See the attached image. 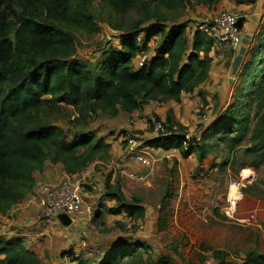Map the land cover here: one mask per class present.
I'll return each instance as SVG.
<instances>
[{"label": "trees", "instance_id": "obj_1", "mask_svg": "<svg viewBox=\"0 0 264 264\" xmlns=\"http://www.w3.org/2000/svg\"><path fill=\"white\" fill-rule=\"evenodd\" d=\"M26 1L32 0H0L2 214L33 191L34 173L42 171L46 161L61 164L69 174H77L91 163L109 157L111 145L90 129L73 132L41 121L33 125L44 104L53 111L62 103L71 104L82 116L96 110L116 116L120 111L143 110L152 101L180 102L184 94L196 92L207 80L213 63L211 51L215 48L213 38L198 30H192L188 44V23L170 20L167 12L181 14L188 6H210L219 0H99L117 13L140 9L141 22L146 25L120 33L103 49L100 59L91 64L76 57L74 32H96L91 6L97 0H33L45 9L44 22L17 10ZM13 30L17 46L9 37ZM157 33L161 37L154 40L155 47L149 52ZM144 54L147 58L140 64ZM242 73L243 82L234 89L232 101L227 104L225 100V104L216 107L198 137L188 138L181 124L156 115L150 119L151 124L154 127V121H162L166 131L144 139L143 145L179 149L183 157L197 154L198 160L203 161L215 152L213 143L223 144L227 156L219 166L234 168L239 163L244 169L264 164V23ZM202 102L203 106L208 105L205 97ZM76 122L81 123V119ZM105 195L117 200L109 213L125 212L132 220L145 216L142 201L128 200L119 181L108 184ZM146 246L147 242L126 237L113 244L100 263L116 264L124 257L132 263H172L168 256L145 259L140 249ZM215 255L219 257V252ZM73 260L87 264L75 256ZM0 264H41V260L20 238L0 237ZM241 264H264V253L249 249Z\"/></svg>", "mask_w": 264, "mask_h": 264}, {"label": "rangeland", "instance_id": "obj_2", "mask_svg": "<svg viewBox=\"0 0 264 264\" xmlns=\"http://www.w3.org/2000/svg\"><path fill=\"white\" fill-rule=\"evenodd\" d=\"M254 2L256 0H235L237 5L228 8L216 5L211 8L208 15H203L201 6L194 8L188 6L181 14L176 11L167 14L172 21L188 23L190 28L187 40L190 44L193 29L190 22L210 19L220 10L233 11L241 20L242 15L252 14V11L239 5ZM17 10L26 11L38 22H44L46 19L45 9L33 0L24 2ZM91 10L96 32L89 33L85 30L74 32L76 57L90 64L100 59L103 49L113 43L115 37L119 38L120 33L131 32L135 27L140 29L146 25L141 22L143 14L140 9L117 13L106 2L97 0L93 2ZM258 12L264 15V0L260 1ZM263 23L264 21L257 28L259 31L254 35L252 46L262 32ZM243 24L244 20L241 21V30ZM9 37L17 46L14 30ZM160 37L161 34L157 33L151 40L149 52L155 47L154 40ZM222 61L215 65L216 71L221 72L218 67ZM228 66L225 64L222 68L228 72ZM221 76L217 84L223 85L220 87L221 90L215 88L217 85L212 83L207 88L206 84L199 89L196 96L185 95L183 103L168 107L174 117L185 114L186 120L174 121L183 126L181 130L187 133L188 138L200 135L204 125L214 116V110L219 104L221 106L225 100L232 101L231 90L227 85L228 76L231 77L233 90L241 85L244 79L228 73L226 77ZM202 93L205 96L202 95L201 98L205 97L210 103L208 106L201 104L199 95ZM155 105L159 106L157 103ZM77 118L81 119V123L76 122ZM37 121L58 125L73 132L90 129L98 131L97 136L113 130L110 138L115 141L109 163L106 165L104 164L106 162L96 163L93 166L95 173L90 172L91 178L86 175V171L72 176L80 184L84 199V213L77 218L74 225L64 226L54 218L48 219L45 223L40 222L42 206L35 198L33 203H29L31 197L35 195V189L44 182L39 178V173H36L39 180L35 183L33 191L14 205L7 214L0 213V237L9 239L20 237L27 247L36 251L41 264H79V261L73 260V256L87 264H102L100 262L105 252L116 242L125 241L126 237L147 242V246L140 249L145 259L148 256L153 259L168 256L171 264H241L245 252L249 249L264 253V164L258 168L244 169L240 168L239 163L234 168L219 166L225 162L227 152L223 144L213 143L215 152L209 154L203 161L198 160L197 154L179 161L177 155L156 156L153 152L157 160L150 170L136 159L143 140L159 134L154 130L149 116L139 113L127 115L124 112L112 116L101 110L82 116L75 106L62 103L55 111L51 110L48 104H44L38 120L32 124L36 125ZM126 130L130 132L127 133ZM67 137L71 139L68 134ZM129 138L136 140L132 147L129 145ZM46 164L51 163L48 161ZM55 170L56 175L62 174L61 170ZM107 174H112L111 182L120 176L123 180L124 194L138 196L143 201L147 210L145 219L126 221V215L108 212L107 208L111 206V201L103 199L100 195L103 193L104 177ZM132 174L146 175V181L134 179ZM235 179H242L243 193L235 214L241 217L255 214V219L251 222H240L224 212L228 205L230 184ZM215 252H219V257ZM116 264L146 263L139 261L132 263L124 257L123 261Z\"/></svg>", "mask_w": 264, "mask_h": 264}, {"label": "built area", "instance_id": "obj_3", "mask_svg": "<svg viewBox=\"0 0 264 264\" xmlns=\"http://www.w3.org/2000/svg\"><path fill=\"white\" fill-rule=\"evenodd\" d=\"M239 20L235 12L220 10L212 18L190 22V25L193 27V30H198L212 37L215 47L227 45L229 49L237 50L241 37ZM146 58L147 54L141 56L139 63L143 64ZM154 130L158 133H165L166 127L162 121H154ZM135 144L136 140L129 138L130 147ZM138 151L136 155L138 162L142 166H146L152 170L153 164L157 160L153 153L154 148L142 144ZM72 176L73 174H69L63 170V173L58 178L50 182H42L35 189V195L29 201L33 202L37 199L42 206V213L39 216L40 222L45 223L50 218L61 222L59 215L65 214L72 220L71 225H74L77 218L84 213V199L80 184ZM132 177L140 181H146V175L143 174H132ZM242 196V179H235L230 184L227 196L228 205L224 209V212L227 216L231 218L235 217L240 222H251L255 219V214L247 217L235 214L236 206ZM87 211L90 212V209Z\"/></svg>", "mask_w": 264, "mask_h": 264}, {"label": "crops", "instance_id": "obj_4", "mask_svg": "<svg viewBox=\"0 0 264 264\" xmlns=\"http://www.w3.org/2000/svg\"><path fill=\"white\" fill-rule=\"evenodd\" d=\"M260 1H262V0H256V2H254L252 4L250 3L249 5H244V4H240L239 5L241 7H246V9L248 11H252V14H247L245 16L244 15L241 16L242 17L241 18V21L244 20V24H243V27H242V30H241V37H240V45H239V48L235 52H231V50H229V47L227 45H219V46H216L215 48H213V50L211 51V55L213 57V63H212L211 71L208 74L207 80L200 85V87L196 90V92L190 93V94H184L183 97H182V100L180 102H177L175 100H169V101L161 102V103L160 102H154V101H152L143 110H134V111H132L130 113L124 112V111H120V113L124 112L127 115H131L133 113H139L141 115L142 114L143 115H146L147 117L149 116L150 119H151V117H154V116L158 115L162 120H165V119H167V117H170L172 120L184 121V120H186L185 117H184L185 114H180L179 117H176V116L174 117L173 112H171L170 109H168V107L174 106V105H176L178 103L179 104L180 103H183L184 102L183 99H184V96L185 95H187V96H193V95L196 96V94L198 93L199 89L203 88L206 84H207V88L210 87V84L211 83L213 85L219 84L218 83V82H220L219 81L220 80L219 77H222L221 75H223V77H226L227 76V73H228V74H231V75H234V76L237 75L240 78H243L242 71H241V73L239 72L240 71V68L249 61V59H250V51H251V48H252V40L254 39V35L257 34L258 31H259V29L257 30L259 24L264 21V15L262 16V13H259L258 12V5H259ZM235 4H236L235 3V0H219L218 3L213 4V5H210V6L196 4V5H193L192 8H194L196 6H201L203 15H205V14L208 15V14L211 13V8L215 7L216 5H221L223 7L228 8V7H235L237 5V4L236 5ZM189 28L190 27L187 26L186 36H188V30H189ZM220 60H223L221 62V64H220V66L218 67V70H220L221 72L215 70V65ZM225 64H228L229 65L228 66V72H227V70H225V69L222 68L223 66H225ZM215 82H216V84H215ZM230 82H231V77L228 76V78H227V85H228V89L230 88V90H231L230 97H232L234 90H233V88H231L232 83H230ZM221 86H223V85H217V86H215V88H218V90H221V88H220ZM202 95H204V94L202 93L201 95H199V97L201 98ZM229 102L230 101H227L226 103L228 104ZM156 103L159 106H156L155 105ZM201 104H203L202 98H201ZM209 104L210 103L208 101V105ZM202 126H200V129L202 128ZM131 127H136V126H131ZM91 131L95 134V136L97 138H103L107 143H109L111 145V149H112V145L115 144V141L112 138H110V137H112V135H110V134H111V132H113V130L109 131L106 134H103L102 136H97L98 135V131H94V130H91ZM126 131H127V133L130 132L128 130H126ZM151 137H154V136H151ZM151 137H149V138H151ZM111 149L109 151V157H108V159H106V160H100V161H95V162L91 163L90 165H88L84 170H82V172L86 171V175H88V177L91 178L90 172H92L94 170V167L93 166L96 163H98V162H102V163L106 162V163H104L105 165L109 163V161L111 159V157H110ZM154 152H155V155L156 156L157 155H159V156H172V155H177V159L179 161L182 158H184V157H182V154H181V152H180L179 149L164 150L162 148H157V149H154ZM48 161H46V163H48ZM46 163H45L44 168H43L42 171H36L34 173L35 183L36 182L38 183L39 178H41V180H44V182H50V181H53L56 178H58L60 175H56L55 174L56 171H57L55 169H59V170H61V173H63V167H62L61 164H53L51 162H50L51 164H46ZM36 173H39V178H38V176H37ZM94 173L95 172L93 171L92 174H94ZM73 175L75 176V174H73ZM111 181H112V174H107L104 177V187H102L103 193L100 194V195H102V198L103 199H106V200H110L111 201V206H109L107 208L108 209V212H109V209L110 208L115 207L117 205V200H116L115 197H108V196L105 195V190L107 188V185L108 184L109 185H114L117 181H119L120 184H121V189L124 192V189H123V180H122V178L120 176L118 178L114 179L113 182H111ZM96 194H99V193L97 192ZM126 198L128 200H132L133 198L140 199L138 196H135V195H132V196H127L126 195ZM29 203H33V202L29 201ZM141 204L145 208V216L143 218H141V219H145V217H146V211L147 210H146V207H145V204L143 203V201H142ZM98 212H100V211H97V213ZM23 213L25 214V212H23ZM121 214L126 215V221H137V220H132V218H130L128 216V214L125 213V212H121L120 215ZM117 215H119V214H117ZM141 219H138V221L141 220ZM15 237L20 238L18 236H15Z\"/></svg>", "mask_w": 264, "mask_h": 264}, {"label": "water", "instance_id": "obj_5", "mask_svg": "<svg viewBox=\"0 0 264 264\" xmlns=\"http://www.w3.org/2000/svg\"><path fill=\"white\" fill-rule=\"evenodd\" d=\"M59 220L64 226L69 227L72 223V220L65 214H60L59 215Z\"/></svg>", "mask_w": 264, "mask_h": 264}]
</instances>
